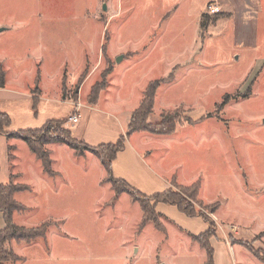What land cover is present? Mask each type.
Returning <instances> with one entry per match:
<instances>
[{
  "label": "rangeland",
  "instance_id": "374dc122",
  "mask_svg": "<svg viewBox=\"0 0 264 264\" xmlns=\"http://www.w3.org/2000/svg\"><path fill=\"white\" fill-rule=\"evenodd\" d=\"M177 2L0 0V68L7 87L0 91V110L31 106L12 89L25 91L39 75L47 94L42 113L73 114L62 94L83 106L76 123L60 119L77 140L88 119L118 131L122 124L124 134L148 82L170 76L156 88L147 121L176 115V127L171 134L147 135L150 158L142 162L155 181L136 188L150 195L197 181L195 208L206 214L217 203L213 264H264L244 246L264 253V0H211L201 13L211 3L217 11L206 14L219 17L206 29L198 28L201 15L195 19L197 1L171 10ZM102 80L109 85L90 109L91 88ZM249 85V95L233 98ZM224 94L229 101L219 108ZM6 143L0 135V184L9 181ZM17 150L15 182L26 188L14 193L23 209L13 213V222L47 230L45 239L11 241L20 259L5 264H205V250L188 234L205 228L200 217L157 203L164 230L152 222L140 226L139 203L125 192L115 195L94 159L51 148L59 174L44 177L29 151Z\"/></svg>",
  "mask_w": 264,
  "mask_h": 264
},
{
  "label": "trees",
  "instance_id": "16d2710c",
  "mask_svg": "<svg viewBox=\"0 0 264 264\" xmlns=\"http://www.w3.org/2000/svg\"><path fill=\"white\" fill-rule=\"evenodd\" d=\"M218 14L208 15L203 13L200 17V28L206 29L209 23H213L218 19ZM109 69V68H108ZM109 70H106L108 73ZM5 72L0 68V87L4 85ZM167 79H155L149 81L145 86L139 106L131 113L129 123L126 128V132L121 134L116 141L108 143H100L96 146H91L83 142V140H77L71 135L70 130L62 128V120L49 119L43 126L36 129H19L16 131H7V127L10 125V117L8 113L0 111V134L6 138H18L24 141L28 149L35 155L37 159L41 161L43 170L49 174H53L51 166L50 152L45 148L47 143L59 142L66 144L75 154L80 155L84 151H89L97 159H99L102 167L105 170L107 179L110 181L113 192L115 195L125 192L130 198L139 203L142 211V218L140 226H144L148 222H152L154 227L158 230H164V226L159 221L161 213L157 212V203H166L174 205L183 214L188 217H200L206 224V229L196 235L189 234L192 241H196L201 248L205 250V264H213V248L210 245V239L216 236V224L210 213H213L217 209V203H212L209 206V212L204 214L200 210L195 208L198 197L197 181L187 185L177 187V190L166 188L163 191L156 192L150 195L142 193L137 188L128 184L125 180L115 178L112 175L111 165L115 159L117 153L124 147V143L128 134L144 130L151 134L166 135L171 134L176 127L177 116L171 114H165L161 116V120L157 123H150L147 121L149 114L152 112L154 95L156 88L160 82H167ZM107 85L105 80L98 85L95 83L90 92L92 102L97 101L100 91H102ZM250 94V85L244 93L236 94L233 98L246 97ZM229 101L228 94H224L222 101L218 105L220 108L222 105ZM33 108H35L33 106ZM12 146L8 147L9 157L12 156L10 151ZM13 176H9V181L0 184V212L2 213V219L4 227L0 229V264H5L8 261L18 260L20 257L13 252L9 243L11 241L30 243L37 238L45 239L47 225H40L36 227H25L13 222L12 216L16 211H20L23 207L15 200L14 193L26 188L25 185L14 183ZM173 181V180H171ZM118 183L121 184L118 185ZM244 246L251 252L252 255L257 257L264 263V253L259 250H254L247 244Z\"/></svg>",
  "mask_w": 264,
  "mask_h": 264
},
{
  "label": "crops",
  "instance_id": "0c3cea01",
  "mask_svg": "<svg viewBox=\"0 0 264 264\" xmlns=\"http://www.w3.org/2000/svg\"><path fill=\"white\" fill-rule=\"evenodd\" d=\"M177 1L178 2L176 4L171 6V10L173 9L175 11V8L181 9L180 7L181 6L183 7V5H184L183 1L184 0H177ZM185 1H187L188 4L189 5L191 4L192 6H194V3L196 1L198 2L199 6H197V11H196L197 13L195 14V16H196L195 19H197L200 15L203 14V13H201L203 11V7L208 2H210L211 0H202L201 2H199L198 0H185ZM198 28L201 29L200 28V19L198 22ZM123 52H121V53H123ZM95 53H97V51ZM124 53H126V52H124ZM111 55H114V58L116 59L118 57V51H114ZM95 57H96V54H95ZM95 57H93L92 59H95ZM88 59H89L88 55L85 54V60H88ZM260 60H262V59L260 58ZM119 61H120V59H119ZM38 64H40V62ZM114 67L115 66H113L112 71H113ZM93 68L91 70H89L88 73L85 75L83 81L80 84L81 88L85 84V82L90 77H92L93 72H94ZM112 71H111V73H112ZM38 74H39V72H38ZM39 79H40V77L38 75V79L33 80L34 82H35V80H37V87L36 88H34L35 83L33 82L34 84L32 83L31 85H29V84L27 85L28 89L26 88L25 91L12 89V91L14 93H16L17 95H24L25 97H29L31 99V101L33 102V104L31 106H22V108L20 107V109H17L19 111L15 112V113L8 114L10 117V125L6 128L7 131H16L19 129H28V128L29 129H36V128H40L41 126H43L44 123L46 121H48L49 119H61V118H64L65 116H70V115L66 114L63 117H52L51 115H46V114L42 113L43 108H41L40 102L43 100V98H45L47 96V94L45 92V89H43L42 86L38 85ZM107 84L109 85L108 82H107ZM56 87H57L56 93L58 95H60L61 93H59V89H61L62 85L61 86L57 85ZM6 89H7V87L5 86V77H4V85L2 87H0V91L6 90ZM36 89H38V93H36L37 92ZM102 91L103 92L106 91V88L103 89ZM59 97H61L62 99L64 98L63 101H65V102L69 103L71 106H73V109H75V111H76V107H75L74 102L72 100L68 101L66 99V97L63 96V94ZM31 101L29 100L30 103H32ZM96 103H97V101H95V103H92L90 109H94L97 106ZM33 106L35 108H33ZM79 107H83V106L80 105ZM0 111H3V110H0ZM132 111L133 110L130 111L128 119H130ZM3 112H5V111H3ZM122 126L123 125L121 124L119 131L113 130V129L106 128L105 126L99 124L95 120H92V119L89 120L88 119L86 124H85V127L83 128L82 140H83V142H85L86 144L91 145V146H96L100 143L114 142L122 134V132H121ZM71 127H72V125H71ZM123 130H124V128H123ZM129 135L126 138L123 149L117 153L115 159L112 161L111 170H112L113 177L123 179L128 184H130L131 186H133L135 188L136 187L139 188L140 186H143V185L154 184L155 180L148 173V169L150 168V165H146V164L144 165V163L142 162V160H144V158L145 159L148 157L150 158V155L148 153L149 151H147L146 142H147V139H149V137L147 135H151V133L144 131V130H139V131H134V132L130 133ZM1 136H3V135H1ZM3 137L7 141V143H6V156L9 153L8 147L9 146L13 147V149L10 151L12 156L9 157V155H8L7 158H8V169H9L8 176H10V175L13 176V180H14L13 182L14 183H19V182H15V180L17 179V176L19 174L14 172L15 171L14 162L18 158L16 155V153L18 152L17 149L29 151L30 157H31L32 161L34 162L35 166L40 171L41 175L42 176H44V175L49 176V174H47L43 170L41 161L39 159H37L35 157V155L28 149V147L24 141H22L21 139H18V138H6L5 136H3ZM61 146L62 147L64 146V148L65 147L69 148L66 144L59 143V142L47 143L45 145V148L47 150H49V152L51 154V148L61 147ZM70 151L72 152V149H70ZM73 154L76 157L84 158V159H87L88 161H90V159H94L96 161V163L101 165L99 159H97L89 151L86 153L83 152L80 155H77L75 153H73ZM142 155L144 157H142ZM54 162L55 161L51 159L52 170L54 167ZM54 174L55 175L59 174V172L53 170L52 175H54ZM105 175H106V173L104 170V178H105ZM172 177H171V179H172ZM157 211H158V209H157ZM0 214L2 216L1 212H0ZM211 217H213V219H214V213L211 214ZM214 221H216V220H214ZM18 225H21V224H18ZM23 226H26V225H23ZM3 227H4V224L2 225V227L0 229H2ZM206 227L207 226L205 224V228L202 231H204L206 229ZM202 231H200V232H202ZM200 232H198V233H200ZM198 233L188 232V234H193V235H196ZM190 241L193 242L191 240V238H190ZM229 245L231 247V244H229ZM249 253L251 254V252H249ZM252 256L255 257L254 255H252Z\"/></svg>",
  "mask_w": 264,
  "mask_h": 264
},
{
  "label": "built area",
  "instance_id": "2783aa9c",
  "mask_svg": "<svg viewBox=\"0 0 264 264\" xmlns=\"http://www.w3.org/2000/svg\"><path fill=\"white\" fill-rule=\"evenodd\" d=\"M217 11V8L214 6V4H209L208 6H206V13L208 14H213ZM81 104L80 103H76L75 104V107H76V111L71 114L69 117H68V120L71 122V123H76L79 119V113H78V107L80 106Z\"/></svg>",
  "mask_w": 264,
  "mask_h": 264
},
{
  "label": "water",
  "instance_id": "95a60500",
  "mask_svg": "<svg viewBox=\"0 0 264 264\" xmlns=\"http://www.w3.org/2000/svg\"><path fill=\"white\" fill-rule=\"evenodd\" d=\"M2 29H3V28L0 27V31H1ZM119 59H120V57H117L115 60H116V61H119Z\"/></svg>",
  "mask_w": 264,
  "mask_h": 264
}]
</instances>
